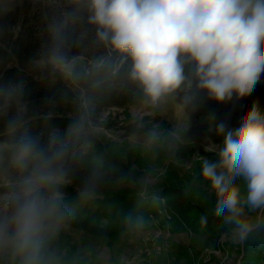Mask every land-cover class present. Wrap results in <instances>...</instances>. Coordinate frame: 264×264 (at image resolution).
<instances>
[{"label":"clouds","instance_id":"1","mask_svg":"<svg viewBox=\"0 0 264 264\" xmlns=\"http://www.w3.org/2000/svg\"><path fill=\"white\" fill-rule=\"evenodd\" d=\"M15 0H0V15ZM42 8L45 42L30 60L29 72L72 93L73 116L66 129L33 134L28 125L49 121L57 100L46 98L49 110L30 109L23 85L0 89V264H153L137 250L113 259L110 251L73 249L67 242L85 208L103 196L112 181L110 158L121 162L132 152L144 161L142 174L114 180L139 204L147 203L165 223V240L175 227L161 195L165 164L189 174L183 186L207 205L199 219L218 218L234 244L264 250V110L254 102L238 127L208 117L209 131L223 137L201 156L181 162L176 153L190 144L185 133L189 113L204 97L217 103L242 98L255 90L264 74V0H35ZM47 9H50L48 11ZM109 83L134 104L135 129L120 147L97 145L105 139L103 121L95 118L86 88ZM69 102L68 92L61 98ZM173 114L172 129L152 119ZM80 178L70 202L66 189ZM200 185L206 187L201 198ZM215 203L210 204L211 196ZM153 217L133 211L125 232L134 242L148 234ZM156 239L157 237H153ZM197 244L203 237H197ZM172 244L165 243L168 251ZM161 246H155L158 254ZM211 252L212 248L205 249Z\"/></svg>","mask_w":264,"mask_h":264},{"label":"trees","instance_id":"2","mask_svg":"<svg viewBox=\"0 0 264 264\" xmlns=\"http://www.w3.org/2000/svg\"><path fill=\"white\" fill-rule=\"evenodd\" d=\"M44 10L40 3L21 0L15 4L12 11L0 15V89L11 84H22V99L29 102L30 109L39 113L49 110L45 104L46 98H56L57 103L49 121L37 118L28 125L33 134L42 133L46 136L52 128L66 129L73 116V105L70 102L72 93L64 85L39 79L28 70L30 60L46 39L42 20ZM65 92H68L69 102L61 99ZM85 95L93 108L95 118H100L104 111L113 108L126 110L134 105L129 95L121 93L109 83L98 88H86ZM247 106L250 109L252 105L247 102ZM260 108L264 107L260 106ZM134 129V126H130L126 130L132 133ZM105 147L113 146L104 142H99L97 145L98 150L101 151ZM142 168V165L132 164L127 159L121 162L118 157H111L109 172L112 181L105 186L103 196L84 209L74 223L73 229L98 239H118L123 235L128 236L125 232V217L133 211L152 216L153 225L157 227L165 225L168 222L167 217L161 218L147 203L139 204L129 190L115 186L116 178L128 174L133 179L138 178L142 174ZM80 184L81 180L77 178L73 186L65 190L70 202H74L72 199ZM160 187L161 195L169 198L167 211L171 217L170 222L175 225L172 232L192 231L213 236L226 230L221 221L211 215L207 217L206 228H201L199 219L204 215L207 205L195 197V190L192 196L187 197L182 185L173 183ZM239 264H264V258L259 249L243 246V255Z\"/></svg>","mask_w":264,"mask_h":264},{"label":"rangeland","instance_id":"3","mask_svg":"<svg viewBox=\"0 0 264 264\" xmlns=\"http://www.w3.org/2000/svg\"><path fill=\"white\" fill-rule=\"evenodd\" d=\"M21 0H15L16 3ZM35 2V0H29ZM13 6V8H14ZM259 102V106L264 107V74L261 81L256 85L251 95L233 99L227 103H217L213 100L203 99L202 106L194 113H189V127L185 133L190 144L182 147L176 153V158L181 162L194 161L197 156H201L209 161L215 162L214 153L206 151L210 147V143L221 144L223 137L217 136L215 131H209L208 117L214 116V122L224 121L228 127L234 128L239 126V122L244 114L249 110L247 102L253 105ZM134 105L126 110L113 108L104 111L100 118L106 129L104 143H109L115 148L120 147V142L125 140L130 134L127 128L135 127L133 120ZM264 110V108H262ZM152 119L154 123L159 124L164 129H172L174 125V117L171 111L167 115H157ZM127 160L132 164H140L144 167V161L132 152H128ZM160 167H167V175L160 186L168 184H178L184 186L189 179V174L182 166L165 164L164 158L157 160ZM201 198L206 194V187L200 185ZM210 204L215 203V196L212 195ZM165 225L157 227L152 224L148 234L144 237L131 240L129 236H120L118 239H98L86 234L83 231L73 229L72 233L67 236V242L71 248L90 247L94 251L101 250L110 251L113 259L124 254L131 256L137 250L143 253L145 261L148 260L149 253L153 256V264H239L243 255V246L234 244L230 237H225L222 233L210 236L205 233H196L192 231L184 233H174L165 240ZM157 237L154 239L153 237ZM197 237H203V242L197 244ZM165 243L172 244V248L168 251L163 249ZM155 246H161V251L157 254ZM211 247V252L205 249ZM262 258H264V250H260Z\"/></svg>","mask_w":264,"mask_h":264}]
</instances>
